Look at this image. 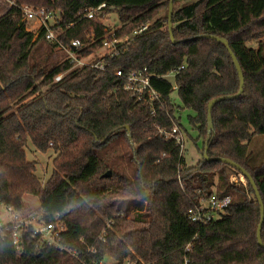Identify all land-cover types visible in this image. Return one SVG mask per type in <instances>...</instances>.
Returning a JSON list of instances; mask_svg holds the SVG:
<instances>
[{
    "label": "trees",
    "instance_id": "1",
    "mask_svg": "<svg viewBox=\"0 0 264 264\" xmlns=\"http://www.w3.org/2000/svg\"><path fill=\"white\" fill-rule=\"evenodd\" d=\"M24 4L58 12L62 42L71 47L72 41L81 40L84 56L97 52L110 30L129 40L107 59L105 70H69L71 63L55 51L57 45L46 39L45 30L37 37L27 30V21L17 12V5ZM101 4L106 6L87 16ZM169 4L15 0L0 16V205L22 212L26 194L37 196L45 219L64 223L66 244L89 259L109 256L123 262L138 255L157 264H181L186 258L189 264H264V248L257 238L261 207L251 182L231 181L228 172L238 170L204 157L208 144L210 157L241 164L255 179L264 202V159H256L251 145L264 136V0H174L176 43L169 31ZM113 12H118L119 24L108 25L104 20ZM144 25L148 27L135 34ZM208 35L228 39L245 76L243 94L213 108L209 141V102L237 94L240 79L229 49ZM254 40L256 46L250 44ZM182 65L175 75L179 105L167 77ZM144 67L163 95L155 113L137 102L125 88L126 79L115 74L118 69L129 73ZM182 109L193 112L190 126L203 140L196 165L189 166L175 141L166 140L156 128L177 124L191 136ZM127 126L134 141L133 177L97 152L119 135L131 144ZM29 140L39 151L57 154L45 183L35 173L36 162L27 157ZM109 169L112 176L106 178ZM215 192L231 196V205L206 224L193 222L189 210L202 194ZM137 197L141 200L135 202ZM15 232L22 237L21 249L13 243ZM75 262L65 251L41 248L30 228L14 222L0 228V264Z\"/></svg>",
    "mask_w": 264,
    "mask_h": 264
},
{
    "label": "built area",
    "instance_id": "2",
    "mask_svg": "<svg viewBox=\"0 0 264 264\" xmlns=\"http://www.w3.org/2000/svg\"><path fill=\"white\" fill-rule=\"evenodd\" d=\"M15 5V2L12 3ZM106 4H101L96 9L88 11L87 16L93 17L94 14L104 8ZM17 12L22 15L25 21H34L39 30H45L46 39L55 43L58 48L64 49L68 53L67 60L71 63L72 67L69 70L80 68L84 66H92L102 70L106 69L107 59L112 58L119 53L120 44L129 40V36L121 38L117 35L116 30H110L101 38L102 47L88 56L80 53L84 49V43L81 40L72 41L71 47L64 45L61 40L62 30L57 28L56 24L59 19L58 12L50 11L44 7L35 8L30 4L17 5ZM148 26L144 25L135 34L142 32ZM32 31V30H29ZM105 49V53L100 54V51ZM102 55V56H101ZM185 65L173 70L169 75H176ZM115 74L119 77L126 79L125 88L132 92L137 102L140 104L151 107L153 113L156 112V104L162 102L163 95L152 84V74L148 67L138 70H133L129 73H124L123 70L118 69ZM64 73L58 74L56 80L60 81ZM177 88V86H176ZM161 135L166 140H173L180 148V156H183L186 150L187 136L184 131L175 124L171 129L167 127H156ZM232 203L231 196H221L217 192L206 195L202 194L200 201L192 209L189 210L190 219L198 224H206L221 216ZM9 210H14L8 207ZM46 213L42 210L41 213H30L23 217H14L12 221L17 223L18 227H26L32 230V235L37 238L38 244L43 249L54 248L60 251H65L75 257L76 262L73 264H157L152 261H147L144 258L134 255L127 257L123 262L116 261L114 258L105 256L102 258H87V255L82 256V252L72 249L66 244L64 232L67 230L64 223L48 222L45 219ZM110 221H108L109 223ZM5 225V224H4ZM0 223V228L4 226ZM105 232V231H104ZM103 232V233H104ZM13 243L17 249L22 248V237L19 232L14 233ZM191 244L187 246V251L190 250ZM87 252H91L92 248L88 247ZM96 253L93 250V254ZM189 259L186 258L181 264H189Z\"/></svg>",
    "mask_w": 264,
    "mask_h": 264
},
{
    "label": "rangeland",
    "instance_id": "3",
    "mask_svg": "<svg viewBox=\"0 0 264 264\" xmlns=\"http://www.w3.org/2000/svg\"><path fill=\"white\" fill-rule=\"evenodd\" d=\"M13 2L15 0H0V16L10 10L13 6ZM162 13L165 14V11ZM25 21L24 19H22ZM108 25L119 24V15L118 12H113L108 15V17L104 20ZM27 30H32L35 33V37H37L41 30H37L38 26L34 21H27ZM124 38V37H122ZM253 46L257 45L256 40L250 43ZM55 51L59 52V55H64L63 60L67 59L68 53L64 49L55 47ZM105 53V49H102L99 53ZM102 56V55H101ZM171 82L174 83L175 90L172 92V98L177 104H182L178 89L176 88L175 75H168L167 77ZM29 99V98H28ZM16 105H12L13 111L16 109ZM193 114V112L189 109H182V122L187 127L191 136L187 137L186 143V152L185 159L187 164L196 165L198 161L202 158L201 150L203 147V140L198 139V133L193 131L190 123H189V115ZM196 140V142L194 141ZM252 149L254 151V155L258 161L264 159V136H257L252 140ZM27 157L31 161H35L37 165L36 175L42 182H46L53 173L54 165L53 160L56 157V152L54 150H50L46 153L39 151L36 149L31 140H29L28 145L26 147ZM97 152L103 158H105L109 163L113 164L115 168L119 169L122 172L127 173L129 176L133 177L135 174L136 162L131 159V144L125 139L124 135H119L110 142L101 145ZM111 170V169H109ZM107 170V171H109ZM112 171V170H111ZM230 180L233 182H243L246 183L245 177L239 172H228ZM141 200L137 197L134 201ZM25 209L20 212L16 210H9L8 206L5 204L0 205V223L7 224L15 220L14 217H23L24 215H28L30 213H41V203L37 196L32 194H26L25 198Z\"/></svg>",
    "mask_w": 264,
    "mask_h": 264
},
{
    "label": "water",
    "instance_id": "4",
    "mask_svg": "<svg viewBox=\"0 0 264 264\" xmlns=\"http://www.w3.org/2000/svg\"><path fill=\"white\" fill-rule=\"evenodd\" d=\"M173 13H174V0H170V4H169V12H168V18H169V31L171 33V38L173 43H176L177 40L174 37L173 34ZM208 37L213 38L218 40L219 42L223 43L228 49L229 52L234 60L235 66L237 68L238 74H239V79H240V90L237 94L235 95H225V96H221V97H216L213 98L210 102H209V106H208V133H209V137H208V141L210 140L212 133L214 131V121H213V116H212V110L215 107V105L223 100H227V99H232V98H238L240 97L243 92H244V87H245V76H244V72L242 69V66L236 56V54L233 52V50L230 47V43L228 41V39L224 38V37H220V36H216V35H208ZM128 130V137L129 140L131 142V145H134V141L130 132V127L127 126L126 127ZM204 157L207 161H211V160H221L225 163H227L228 165H230L232 168L238 170V172L240 174H242L245 179H248L257 196V199L259 201L260 207H261V220H260V224L258 226V231H257V238H258V243L261 247L264 248V240L262 237V229H263V224H264V202L261 196V193L259 191V188L256 184L255 179L253 178V176L251 175V173L245 168L243 167L241 164H239L238 162L230 159V158H212L208 155V144L205 146V152H204ZM104 177L109 178L112 176V171L109 170L107 171L104 175Z\"/></svg>",
    "mask_w": 264,
    "mask_h": 264
}]
</instances>
